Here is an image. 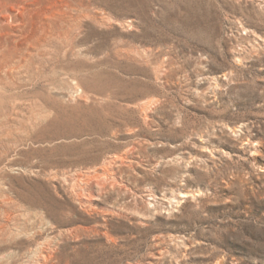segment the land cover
Wrapping results in <instances>:
<instances>
[{
    "label": "rangeland",
    "instance_id": "obj_1",
    "mask_svg": "<svg viewBox=\"0 0 264 264\" xmlns=\"http://www.w3.org/2000/svg\"><path fill=\"white\" fill-rule=\"evenodd\" d=\"M0 264H264V0H0Z\"/></svg>",
    "mask_w": 264,
    "mask_h": 264
},
{
    "label": "bare ground",
    "instance_id": "obj_2",
    "mask_svg": "<svg viewBox=\"0 0 264 264\" xmlns=\"http://www.w3.org/2000/svg\"><path fill=\"white\" fill-rule=\"evenodd\" d=\"M106 167H108V166H106ZM39 250V251H38ZM44 247H39L36 251H35V253H37L38 255H37V257H38V259H39V261H41V260H46V259H50L51 258V254L50 253H48L47 252V254L46 255H44Z\"/></svg>",
    "mask_w": 264,
    "mask_h": 264
}]
</instances>
